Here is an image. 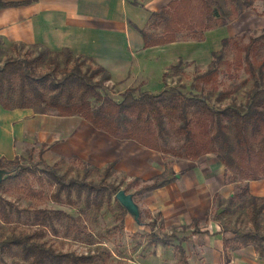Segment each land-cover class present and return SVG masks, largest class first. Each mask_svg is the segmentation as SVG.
Listing matches in <instances>:
<instances>
[{
    "label": "trees",
    "instance_id": "1",
    "mask_svg": "<svg viewBox=\"0 0 264 264\" xmlns=\"http://www.w3.org/2000/svg\"><path fill=\"white\" fill-rule=\"evenodd\" d=\"M253 1L168 0L149 13L145 27L137 28L142 45L164 44L186 36L199 40L204 30L227 23L252 7ZM16 2L0 0V6ZM260 14H264V6ZM150 22L152 27H147ZM29 45L33 52L31 48L25 49L22 54L6 56L0 63V104L3 107H38L39 111L50 110L57 115H78L112 137L135 140L163 156L169 153L195 159L204 153H213L224 169H232L240 179L264 176V30L241 43L232 35L221 37L220 47L210 52L206 68L192 77L195 91L183 92L166 84L156 92L139 89L134 92L135 87H126L119 99H113L106 92L104 82L109 78L108 72L99 64H86L85 61L90 60L88 56L66 47L51 50L38 43ZM229 46L230 58L225 56ZM172 66L177 65L169 67ZM239 70L244 72L241 84L250 80L244 102L221 106L209 103L208 89L217 87V76L222 73L234 77ZM225 93L224 88H219L215 98L220 99ZM165 121L172 124L173 131L181 138L175 148L166 145ZM42 150L43 147L39 148L32 164L18 162L17 156L0 161V167L7 169L0 179V189L15 193L24 191L41 198L46 196L53 202L76 204L80 201L84 208L95 211L110 202L111 195L118 189V184L106 181L113 170L112 161L103 166L96 182L87 178L86 170L78 178L63 179L44 162ZM26 159L31 160L30 153ZM173 179L172 172L165 176L162 171L140 184L134 192L149 191ZM137 180V177L128 180L123 189ZM43 188L48 191L46 194ZM234 199L240 200L239 207H245L251 229L224 237L222 249L250 245L257 254H263L264 231L259 230V219L264 212V197L248 193L243 184L228 196L227 203ZM114 202L126 212L116 200ZM18 211L27 212L26 223L30 228H11L8 235L0 238V255L9 252L19 261L6 262L0 256V264H81L91 259L88 253L54 249L42 239L48 228L56 231L54 220L67 215L64 211L44 206L19 209L0 195V222L9 223L10 214L17 215ZM137 222L143 223L140 218ZM73 224L74 237L89 235L83 232V224ZM148 241L166 244L155 234ZM177 247L179 260L186 264L182 248Z\"/></svg>",
    "mask_w": 264,
    "mask_h": 264
},
{
    "label": "crops",
    "instance_id": "2",
    "mask_svg": "<svg viewBox=\"0 0 264 264\" xmlns=\"http://www.w3.org/2000/svg\"><path fill=\"white\" fill-rule=\"evenodd\" d=\"M11 1L17 2L0 6L3 43H38L51 50L66 47L104 67L108 82L132 83L139 90L152 92L161 89L162 73L174 58L207 63L210 52L220 46V38L236 30L228 21L204 30L199 40L179 37L143 47L137 28L145 27L149 13L168 0ZM180 42L184 50L193 52L185 57L181 52L167 53L170 61L159 66L154 74L145 68V61L156 57L157 51L169 52L167 47ZM35 142L46 144L42 158L44 154L76 155L98 167L112 161L113 171L121 172L125 180L137 177L141 182L148 181L164 169L161 152L132 139L112 137L78 115L39 113L30 107L5 108L0 104V161L12 159ZM206 154L171 161L174 179L142 192L143 206L159 211L167 224H189L193 219H203L212 195L225 185L222 164ZM208 229L200 227L201 231L191 234L186 241L197 247L199 264H264V253L257 254L250 245L223 250L222 239L232 234Z\"/></svg>",
    "mask_w": 264,
    "mask_h": 264
},
{
    "label": "rangeland",
    "instance_id": "3",
    "mask_svg": "<svg viewBox=\"0 0 264 264\" xmlns=\"http://www.w3.org/2000/svg\"><path fill=\"white\" fill-rule=\"evenodd\" d=\"M263 2L264 1L261 0H254L252 7L244 9L240 14L230 20L233 23V25H231L232 28L236 29L233 30L234 34H232V36L237 37L239 43L246 42L248 36L256 35L264 30V28H262L264 26V15L260 14L264 5ZM255 25L258 26L256 27ZM149 26L152 27V22H150L147 27ZM156 28H158V26H156ZM180 38L192 39L188 36ZM183 46L184 45L180 42L172 47H167L169 48L168 50H171L169 52H166V50L157 51L156 57H151L145 61V68L154 74V72L159 70V66L170 61L169 59H171V57H169L170 55H167V53L175 54L181 52L182 56L185 57L193 52L187 49L184 50ZM219 47H217V49ZM30 48L33 52V48L29 44H6L0 39V63L6 56L19 55L22 54L25 49ZM225 56L229 58L232 56L231 46L227 48ZM85 63L91 66L94 64L88 59ZM174 63H176V67H169L170 64ZM170 64L166 66V70L162 73V86L163 84L173 85L180 88L183 92H191L195 91L192 85L194 82L192 80L193 75L205 69L208 62L197 63L193 60H183L180 57H176ZM243 77L244 72L241 70H239L234 77L220 73L217 76V87L214 89L206 87L209 88L208 90L210 91L207 95L208 102L216 106L230 103L242 104L245 99L246 91L250 85V80L241 84L240 81ZM104 85L107 94L113 99H119L122 91L126 87H135L136 89L134 92L138 91V85L132 83H110L106 80ZM219 88H224L226 93L220 99H216V90ZM30 108L39 113L55 114L50 110L39 111L38 107ZM174 123L176 124L177 120H175ZM165 124L168 131L166 135V145L175 148L179 144L181 138L173 131L172 124L169 123V121H165ZM32 145L33 146L26 147L21 153L14 156L18 157V162L32 164V162L36 160L39 148L43 147L44 150V146H46L45 143L38 142ZM28 153L31 155V160L26 159ZM208 155L214 156L213 153L206 154V156ZM76 157L78 156H64L60 154L57 157H52L50 154H44L43 160L63 179L69 177L78 178L81 172L86 170L88 172V179L94 182L98 181L103 166L98 167L80 157ZM162 157L165 161L163 172L165 176H168L172 172L170 170V162L177 157L169 153H165ZM53 162L55 163L52 165ZM83 162H87L90 165H86ZM91 165L96 168H92ZM38 166H41V164H38ZM128 180H125L121 172H114L113 170H111L106 177L107 182L118 184V188H123ZM143 182L137 180L135 184L127 186L124 189L125 192L132 193L133 200L137 203L139 208L138 218H140L143 223H138L129 213L123 212L116 202H114L116 199L113 195H111L110 202L103 204L97 211L84 208L80 201L76 204L53 202L46 196L45 198H41L30 195L24 191L15 193L2 191L0 189V195L3 199L19 209H32L36 206H44L64 211L67 215L60 216L58 219L54 220L53 227L56 231L48 228L42 239L54 249L91 254V259L81 264H183L180 261L181 259L179 260L180 252L178 247L176 248V245L182 248L186 264H199L201 261L198 260L199 255L196 250L197 247L194 244L187 243V238L191 234H197V232L201 231L200 227H208L209 229L217 228L222 234L224 231L233 234L234 232L251 229L249 215L246 213L245 207L238 206L240 200L234 199L228 204L227 198L230 194L232 195L237 192L239 186L243 184H246L248 193L264 197V176L257 179L244 180L240 179L232 169H224L223 167V183L225 185L212 195L211 206L206 212L205 217L203 219H193L189 224H167L161 217L159 211L143 206L141 202L142 193L134 192V189ZM33 186L37 187L35 183H33ZM43 192L46 194L48 191L46 188H43ZM27 217L26 211H18L17 215L14 214V212L11 213L9 223L0 222V238L8 235L11 228L14 230H26L30 228L26 223ZM148 221L153 224H147L146 222ZM259 221V230L264 231V212L261 214ZM73 223L78 225L83 224V232L86 231L89 235L80 234L77 235L80 237H74ZM209 229L207 230L208 232ZM152 234L165 240L166 244L160 246L159 244L150 243L148 240L152 237ZM0 256L6 262L12 263L19 261L16 255L9 252H4Z\"/></svg>",
    "mask_w": 264,
    "mask_h": 264
},
{
    "label": "water",
    "instance_id": "4",
    "mask_svg": "<svg viewBox=\"0 0 264 264\" xmlns=\"http://www.w3.org/2000/svg\"><path fill=\"white\" fill-rule=\"evenodd\" d=\"M7 173V169L0 167V179ZM113 197L117 202L129 213L132 218L137 221L139 217V208L137 203L133 200L131 192H125L123 188H118L114 193Z\"/></svg>",
    "mask_w": 264,
    "mask_h": 264
}]
</instances>
